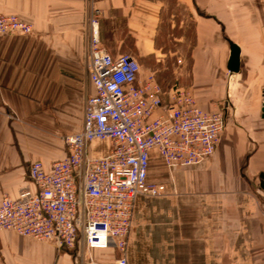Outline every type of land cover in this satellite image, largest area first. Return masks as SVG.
I'll return each instance as SVG.
<instances>
[{
	"label": "crops",
	"instance_id": "obj_1",
	"mask_svg": "<svg viewBox=\"0 0 264 264\" xmlns=\"http://www.w3.org/2000/svg\"><path fill=\"white\" fill-rule=\"evenodd\" d=\"M0 13L33 26L31 34L0 35V201L33 188L32 162L49 168L64 158L65 135L82 128L85 99L94 93L85 52L97 15L112 55L132 43L144 60L142 81L153 76L169 90L188 88L202 109L228 113L214 154L202 162L168 168L151 152L148 179L164 183L166 193L136 198L127 263L264 264V0H0ZM166 34L175 41L169 49L160 42ZM232 44L240 50L237 72L227 67ZM184 50H191L189 63ZM151 55L156 64L147 68ZM168 59L169 77L161 80L157 66L168 67ZM98 144L108 148L92 153L106 154L108 140L91 145ZM119 258L114 247L67 249L0 232V264Z\"/></svg>",
	"mask_w": 264,
	"mask_h": 264
},
{
	"label": "built area",
	"instance_id": "obj_2",
	"mask_svg": "<svg viewBox=\"0 0 264 264\" xmlns=\"http://www.w3.org/2000/svg\"><path fill=\"white\" fill-rule=\"evenodd\" d=\"M97 15L90 21L86 66L94 93L85 99L83 124L64 137L66 155L49 168L32 162L33 188L0 201V232L10 230L60 247L126 251L135 200L161 196L166 185L149 181L156 150L168 168L191 166L216 150L225 124L223 108L202 109L188 88L163 91L157 80L139 79L141 63L112 55L101 41ZM33 26L14 13H0V35L31 34ZM181 62V60H178ZM111 141L104 155L94 141Z\"/></svg>",
	"mask_w": 264,
	"mask_h": 264
},
{
	"label": "rangeland",
	"instance_id": "obj_3",
	"mask_svg": "<svg viewBox=\"0 0 264 264\" xmlns=\"http://www.w3.org/2000/svg\"><path fill=\"white\" fill-rule=\"evenodd\" d=\"M188 31H189V35H188V37H189V43L190 44H192V42H193V40H194V34H193V22L190 20L189 21V29H188ZM160 39H161V43L162 44H164L165 46V48H167V49H169V46L170 47H174V45L172 44V43H174L175 41L174 40H169V34H166V35H162L161 37H160ZM184 46H186L187 47V45H184ZM120 53H125V54H130V55H132V56H134V57H136L135 56V52H133V50H132V43H129L128 45H127V47H126V50L125 51H122V52H120ZM180 53H182V55H184L185 56V58L187 57V62L189 63L190 62V60H191V57H189L190 56V53H191V50H184V52H180ZM157 56H159L160 58H162V56L161 55H157ZM157 56H156V58H157ZM166 57H169V56H166ZM137 58V57H136ZM150 58V61H149V63H145L146 65V67L148 68V65L149 64H151L152 66H154V64H156V63H154L153 61L155 60L154 58H155V56L154 55H151V57H149ZM174 58L176 59V56H174ZM138 60H139V62L141 63V66H143L144 65V60H143V62H142V60L140 59V58H137ZM85 60H86V52H85ZM177 60V59H176ZM167 64H168V67H166V68H163V67H161L160 66V63L158 64V66H157V69H158V72H157V74H158V78L159 79H161V80H165V78H167V77H169V59L167 60ZM155 67V66H154ZM229 71H227V73H228ZM229 74V73H228ZM149 78V77H148ZM164 84H160L161 85V88L163 89V91L165 92V93H167L168 94V91H169V82H163ZM263 102H264V99H263ZM219 108H223L222 106L221 107H219ZM204 110H206V109H204ZM207 111H210V110H207ZM224 112H225V109H224ZM225 115H226V125H227V122H228V113H225ZM225 131V130H224ZM224 134V132L222 133V135ZM67 135V134H66ZM65 135V136H66ZM108 143H109V145L111 146V141H108ZM108 147L107 146H104V145H101V144H98V145H96V146H94V147H92V145L90 146V149H91V151H96V153H99V152H101L103 149H104V151H105V149H107Z\"/></svg>",
	"mask_w": 264,
	"mask_h": 264
},
{
	"label": "water",
	"instance_id": "obj_4",
	"mask_svg": "<svg viewBox=\"0 0 264 264\" xmlns=\"http://www.w3.org/2000/svg\"><path fill=\"white\" fill-rule=\"evenodd\" d=\"M239 53H240V50L237 47V45L232 44L231 54H230V58L227 64V67L230 71L237 72L239 70V66H240ZM262 112H263L262 115L264 117V102H263ZM261 179H262L261 187L264 189V175L261 176Z\"/></svg>",
	"mask_w": 264,
	"mask_h": 264
},
{
	"label": "bare ground",
	"instance_id": "obj_5",
	"mask_svg": "<svg viewBox=\"0 0 264 264\" xmlns=\"http://www.w3.org/2000/svg\"><path fill=\"white\" fill-rule=\"evenodd\" d=\"M142 68V67H141ZM141 71V70H140ZM141 73V72H140ZM90 78V77H89ZM139 79H140V75H139ZM149 78L147 77V78H145V81L146 80H148ZM141 80V79H140ZM142 81V80H141ZM206 111V110H205ZM82 124H83V122H82ZM224 128H225V124H224ZM223 131H224V129H223ZM223 131H222V133H223ZM222 133H221V135H222ZM220 138H221V136H220ZM102 141H104V140H102ZM109 141V140H108ZM220 141V140H219ZM110 148H111V146H110ZM110 148H109V150H110ZM108 150V151H109ZM215 152V151H214ZM214 154V153H213ZM213 154H211V155H209V156H207V157H205V158H203L202 160H200L198 163H200V162H202L203 160H205L206 158H208V157H210V156H212ZM197 163V164H198ZM149 171V170H148ZM152 183H159V182H152ZM164 184V183H163ZM142 195V194H141ZM138 197V196H137ZM136 201V200H135ZM135 206V205H134ZM133 212H134V210H133ZM132 217H133V215H132ZM132 224V223H131ZM131 227V226H130ZM130 231V230H129ZM129 235V234H128ZM112 247H114V246H112ZM109 248V247H108ZM115 248V247H114ZM105 249V248H104Z\"/></svg>",
	"mask_w": 264,
	"mask_h": 264
}]
</instances>
